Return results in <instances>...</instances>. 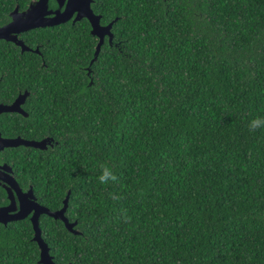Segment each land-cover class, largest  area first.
<instances>
[{
    "label": "trees",
    "instance_id": "1",
    "mask_svg": "<svg viewBox=\"0 0 264 264\" xmlns=\"http://www.w3.org/2000/svg\"><path fill=\"white\" fill-rule=\"evenodd\" d=\"M93 8L115 21L90 77L86 20L41 31L48 69L27 62L14 76L33 91L26 136L57 142L33 152L40 200L60 209L70 192L80 233L41 217L53 262L264 264V128L249 129L264 118V0ZM101 166L118 180L101 184ZM31 237L27 222L0 231L11 264H37Z\"/></svg>",
    "mask_w": 264,
    "mask_h": 264
},
{
    "label": "flooded vegetation",
    "instance_id": "2",
    "mask_svg": "<svg viewBox=\"0 0 264 264\" xmlns=\"http://www.w3.org/2000/svg\"><path fill=\"white\" fill-rule=\"evenodd\" d=\"M69 1L0 0V139L11 140L13 144L2 147L0 143V219L4 222H0V229L8 231L22 226L23 222L29 223L32 235L31 241L35 243L37 249L38 246L33 241L34 229L31 220L36 209L41 207L50 212L59 209L52 210L40 200L42 184H37L35 177H33L37 156L33 152H47L49 149H53L56 141L50 136L40 139L31 138V135L26 136L28 129L25 122L30 116L28 101L33 95V91L30 86H27L22 77L14 76L28 70L27 62L39 63L40 69H48L45 64V61H48L50 57L48 44L36 38L41 31L55 30L61 25L67 24L73 26L82 20L87 21L85 18L75 21L77 14L81 11L77 10L76 7H69L68 13L72 16L65 23L54 26L39 25L52 22L56 15L64 13L68 4L70 5ZM79 4H81L80 1H74V6ZM95 5L96 0H90L89 6L92 13L100 17L99 24L104 27L106 25L101 24V14L96 8H93ZM33 25L37 27L29 28ZM89 27L90 34V24ZM106 37L103 38V44ZM93 38L97 44L98 38ZM17 70L21 72H17ZM87 76L90 77V75ZM24 126L26 127L25 133ZM46 139L47 141L44 143L45 151L25 145V143L41 142ZM22 164H24V169ZM26 171L28 174H26ZM22 210L26 215L19 219ZM43 216L49 217L44 213L37 217V227L42 240L40 219ZM15 217L16 220H14ZM20 247L22 252H26L28 248L26 245ZM12 253L8 246L0 245V264H11L13 261ZM39 259L40 252L38 249L37 264H39Z\"/></svg>",
    "mask_w": 264,
    "mask_h": 264
},
{
    "label": "water",
    "instance_id": "3",
    "mask_svg": "<svg viewBox=\"0 0 264 264\" xmlns=\"http://www.w3.org/2000/svg\"><path fill=\"white\" fill-rule=\"evenodd\" d=\"M74 1H77V0H70L69 1L70 5L68 4L67 9L65 10V12L62 13V14L56 15L55 18L52 20V22H47V23L39 24V25L40 26H54V25H58V24H61V23H65L72 16L70 13H68L69 7H76L77 10H80L81 12L79 14H77V16L75 18V21H79L82 18L87 19V21L89 22V24L91 26V31H90L91 36L98 38V42H97V44L95 46V51H94V54H93V58L90 61L89 66L86 68L87 75H89L90 72H91L90 67H91V65L93 64V62L97 58V55H98V53L100 51V47L103 44L104 36L108 37V43L109 44H111V42H112V34L110 32V29H111V26H112V24H113V22L115 20L110 22L106 26L102 27L99 24L100 17L99 16H95L92 13V10L90 9V6H89L90 0H78V1L81 2V4H79L78 6H74ZM33 27H37V26L33 25V26H30L29 28H33ZM91 84H92V81H90L88 85H91ZM46 141H47V139L46 140H42L41 142L25 143V145L45 151L46 149H45V144L44 143ZM11 142H12L11 140H1L0 139V143L2 144V147H8L10 145H13ZM56 144H57V142H56ZM69 194H70V192H68L67 195L65 196V198H64V200L62 202V207L59 210L54 211V212H50V211H48L45 208L38 207L36 209V212H35L34 216L31 219L32 220V224H33V229H34L33 241L36 242V244L38 246V249H39V252H40V259L38 261L39 264H55V263L53 262L52 258L49 255V249H48L46 243L43 242V240L40 237V232H39L38 227H37V217H38V215L44 213V214H46L47 216H49V217H51L53 219L61 221L64 224L65 229L69 233H71L73 235H79L80 234L78 231H76L74 229L75 223H70L68 221V219L65 217V212H66L68 201H69ZM25 215L26 214H25L24 210H22L20 212L19 219L23 218ZM16 219L17 218L15 217L14 220H16ZM0 222L4 223L1 219H0Z\"/></svg>",
    "mask_w": 264,
    "mask_h": 264
},
{
    "label": "clouds",
    "instance_id": "4",
    "mask_svg": "<svg viewBox=\"0 0 264 264\" xmlns=\"http://www.w3.org/2000/svg\"><path fill=\"white\" fill-rule=\"evenodd\" d=\"M258 128H264V118H254L249 123V129L255 131ZM101 184L107 185L110 182L114 183L118 180L111 167L101 166V175L98 177ZM114 199H119L120 197H113Z\"/></svg>",
    "mask_w": 264,
    "mask_h": 264
}]
</instances>
